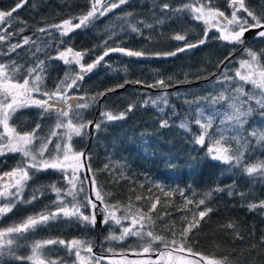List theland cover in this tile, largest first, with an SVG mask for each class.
Segmentation results:
<instances>
[{"label": "trees", "instance_id": "16d2710c", "mask_svg": "<svg viewBox=\"0 0 264 264\" xmlns=\"http://www.w3.org/2000/svg\"><path fill=\"white\" fill-rule=\"evenodd\" d=\"M163 2H170L176 7L182 0H128L120 8L93 21L87 27L76 29L67 37H60L53 29H49L50 35L39 33L37 29L79 16L88 10V0H27L23 7L13 13L8 31L15 35L0 42V53L7 52L10 44L22 43L26 36L31 37L35 44L24 45L9 55L0 54V62L15 60L27 68L33 66L37 58L44 60V87L51 90L63 78L68 66L58 59L49 60L48 57L56 56L57 51L65 47L87 51L89 54L84 57L85 63H92L102 53L105 40L108 41V47L120 46L144 52L146 55L140 58L111 53L80 82V88L74 95L91 98L95 94L107 93L83 111L85 121L102 122L103 111L119 114L125 112L129 104L135 106L124 119L103 122L98 131L94 128L91 142L87 129L83 137H76L74 148L83 150L90 157V176L94 174L101 190L110 194L106 195L109 204L119 203L123 206L131 198L132 203L147 211L159 197L157 208L151 214L156 234L171 239L169 227L174 225L176 238L179 239V231L186 226L187 221L194 217L199 219L200 210L211 208L212 211L200 220L199 226L188 237L194 251L210 257H227L229 264H264V244L261 243L264 238V209L249 208L251 204L264 201V177L248 176L241 167L209 159L207 147L194 143L195 135L200 131L198 126L190 123L192 131L179 127L182 120L194 121L196 101L200 102L201 107L207 105L206 113L212 110L205 98L209 93L218 95V78L247 58L246 49L258 54L264 53V38L257 36L244 48L218 39L219 33L211 30L206 42L196 48L178 52L175 56H156V53L175 51L184 45L183 41L171 39L176 33L186 35L190 43H198L204 38L205 25L202 22L195 21L187 14L165 18L157 7ZM245 2L258 16H264V0ZM16 3L17 0H0V10H11ZM215 4L226 15H230L229 0H215ZM129 13L130 16L127 15ZM159 19H163L164 23H158ZM140 21L152 24L153 27H144L139 24ZM130 25L141 27L143 35L132 32ZM110 34H115L111 40L108 39ZM61 39L63 44L59 43ZM36 47H41L43 51L33 56ZM161 80L165 86L157 85V81ZM137 81L140 83H136ZM118 85L123 87H117ZM224 88L229 87L224 86L219 91ZM245 88L250 89L251 86L245 85ZM109 89L115 91H108ZM179 91H188L189 94L177 97L175 94ZM163 93L168 98L163 111L151 103L144 106L145 100ZM253 107L256 110L247 117V122L241 129L246 137L252 131H264L262 110L254 103ZM173 111L176 115H173ZM40 114L39 108H22L13 116L11 123L18 131H30L39 124V135L44 137L54 127L55 118H41ZM162 120H167L169 126L161 127ZM216 126H220L219 117L216 118L214 128ZM234 134L225 132L229 136ZM249 138L252 139V144L245 152L247 162L254 164L264 161V144ZM206 142L211 146V140ZM232 147L235 149L237 145L233 143ZM22 159L19 154L0 156V175L10 171ZM105 164L109 165L112 174L103 170ZM84 174L86 175V171ZM52 183H65L61 173L53 170L38 172L28 181L25 196L28 197L38 187ZM85 188L90 192L89 184ZM181 191L183 196L180 195ZM168 192L172 194L166 195ZM136 195L146 199L137 202ZM54 199L55 194L46 191L34 204H18L0 220V228L39 213ZM186 199L193 203L185 207ZM200 199H205V204L197 209L196 204ZM102 209L103 206L100 207L101 211ZM84 211L87 213L89 210ZM228 223H232L235 228L225 227ZM113 232L119 234L118 228L111 224H102L99 228L84 226L74 220L50 221L35 232L27 233V239L21 240L19 247L13 245V248L16 255H27L33 241L47 239L89 241L97 253L101 251V245L104 248L111 247L116 252L138 248L136 238L106 241L105 237ZM235 233H239L242 239L237 238ZM46 255L49 253L46 252ZM57 255L66 257V252L62 247L50 246V256ZM0 264L21 262L6 252L0 256Z\"/></svg>", "mask_w": 264, "mask_h": 264}, {"label": "snow or ice", "instance_id": "6c2138e0", "mask_svg": "<svg viewBox=\"0 0 264 264\" xmlns=\"http://www.w3.org/2000/svg\"><path fill=\"white\" fill-rule=\"evenodd\" d=\"M128 0H88V10L77 17L65 19L59 24L49 25L37 29L39 33H49L53 29L59 33L60 37H67L76 29L85 28L93 21L107 16L115 9L126 4ZM27 0H17L15 7L11 10H0V42L6 41L10 36L15 35L8 31L11 27L10 21L19 8L23 7ZM230 15H226L216 7L215 0H182V3L173 7L170 2H163L157 7L165 18L172 16L179 17L187 14L195 21L205 25L204 38L198 43H190L187 36L176 33L171 39L183 41L184 45L175 51L167 53H156V56H175L178 52L193 49L200 44H204L208 39V32L215 29L219 33L220 40L231 44L242 45L245 43L243 37L250 29H260L257 36L264 38V16H258L251 10L245 0H229ZM131 15V13L127 14ZM158 23H164L159 19ZM139 24H143L140 21ZM144 27L152 28V24H143ZM131 31L143 35L142 28L137 25H130ZM23 31V29H21ZM110 34L108 39L111 40ZM35 44L31 37H23L22 43L10 44L8 51L0 53L9 55L24 45ZM60 44L64 41L61 39ZM50 46V45H49ZM104 50L96 56L92 63H85L84 57L87 51H77L72 47H65L58 50L56 56H49V60L58 59L68 66L62 79L55 83L51 90L44 87L45 61L36 59L33 66L24 68L15 60L8 63L0 62V156L8 154H19L22 156L17 165L10 171L0 175V220L8 213L12 212L18 204L30 205L40 200L46 191L55 194V199L50 204L45 205L39 213L28 215L20 222L13 223L5 228H0V256L12 255L13 259L21 264H229L227 257H210L200 252L194 251L189 243L188 237L194 228L200 224L205 216L212 211L205 208L199 211V219L195 217L187 221L185 227L179 231V239L176 238L175 226H170L169 231L172 238L158 235L154 232L155 221L152 213L156 210L159 197L151 203L147 211L137 207L132 203L131 198L126 205L109 204L106 194L98 185L95 175H85V171L91 173L92 169L83 150H77L73 146L74 137H83L90 127L97 131L101 129L103 122L121 120L131 112L135 105L129 104L125 112L115 114L111 111L101 113L102 122L85 121L83 111L98 102V99L107 95L106 92L93 95L91 98L86 95H74L80 88V82L85 76L105 60L111 53H120L127 57H144L142 51L131 50L125 47H108V41L103 43ZM41 47H36L33 56L41 52ZM247 58L239 62V67L233 75L227 71L218 78V83H227L229 88H224L216 96L205 98L212 111L206 113L207 105L201 107L196 101L197 109L194 121L182 120L179 124L181 129L192 131L190 123H194L200 129L195 135L194 143L207 147L209 159L219 163L236 165L243 168L248 176L259 175L264 177V161L249 164L245 157L254 138L256 142L264 144V131H252L246 137L241 133L249 117L256 109L253 103L258 106L264 115V53H256L251 49H246ZM227 59V58H226ZM73 66L75 68L73 69ZM136 83H140L137 81ZM157 85L165 86L164 81H157ZM245 85H250L246 89ZM154 85H149L153 87ZM117 87H123L118 85ZM108 91H115L109 89ZM162 101L167 105L165 96H157L155 99L149 98L144 101V106L151 103L158 106ZM186 103H192L187 102ZM36 107L41 110V118H55V124L47 136L39 135L40 125L30 131H18L11 121L16 112L22 108ZM223 109V111H221ZM160 108V111H163ZM173 115H176L173 111ZM219 117V125L216 118ZM168 121L162 120L161 127H168ZM225 132H234V135H225ZM207 140H211L208 146ZM235 143L237 147L233 149ZM241 149H244L243 151ZM53 170L61 173L64 184L52 183L34 189L28 197L25 196V189L28 181L33 179L38 172ZM104 171L112 170L105 164ZM5 178L7 180L5 181ZM91 185V191H86L85 185ZM141 187H143L141 185ZM150 191V190H149ZM171 192L166 195H171ZM231 194V193H230ZM183 196V192L180 193ZM146 197L135 196V201L139 202ZM192 200L186 199L185 207L192 204ZM205 204V199H200L196 204L199 209ZM103 206L102 211L100 206ZM250 210L256 208L264 209V201L249 205ZM88 209L86 213L84 210ZM101 215L100 223L114 225L118 228L119 234L110 233L105 237L106 241H125L129 238H136L138 248L127 251L116 252L113 248H104L101 245L99 253L94 252L91 242L72 239H47L33 241L30 246V253L27 255H16L13 245L20 246L21 240H26L27 233H33L39 227L46 226L50 221L68 220L75 221L84 226H97V216ZM162 219V217L160 218ZM187 220V218H184ZM225 227L234 229L232 223ZM237 238L242 239L239 233H235ZM261 243L264 244V238ZM51 247H62L66 252V257L50 256ZM46 252L49 255H46ZM130 255L135 258H130ZM153 255L156 259H153Z\"/></svg>", "mask_w": 264, "mask_h": 264}, {"label": "rangeland", "instance_id": "374dc122", "mask_svg": "<svg viewBox=\"0 0 264 264\" xmlns=\"http://www.w3.org/2000/svg\"><path fill=\"white\" fill-rule=\"evenodd\" d=\"M212 30H215V29H212ZM216 31V30H215ZM239 67V63L237 64V65H234V66H232L231 68H230V70L229 71H227V73L229 74V75H233L234 74V72H235V70L237 69ZM224 86H226V87H229V85L227 84V83H225L224 85H221L220 83H217L216 84V88L218 89V90H216L217 92H218V94L220 93V91L219 90H221V88L222 87H224ZM189 94V92L188 91H179V92H176V96L177 97H184V96H187ZM160 96H165L166 98H167V96L163 93L162 95H160ZM211 96H215V95H213L212 93H209V94H207V97L206 98H208V97H211ZM153 99H155V98H153ZM167 101H168V98H167ZM168 104V103H167ZM154 106V105H153ZM167 105H165L162 101H160V102H158V106H154V107H156V108H158V109H160V108H164V107H166ZM209 108L210 109H212V107L209 105ZM213 110V109H212ZM211 110V111H212ZM76 139V137H74V139H73V142H74V140ZM130 258H135V257H130ZM153 259H156V258H154V256L152 257Z\"/></svg>", "mask_w": 264, "mask_h": 264}, {"label": "water", "instance_id": "95a60500", "mask_svg": "<svg viewBox=\"0 0 264 264\" xmlns=\"http://www.w3.org/2000/svg\"><path fill=\"white\" fill-rule=\"evenodd\" d=\"M258 31H260V29H256V28H254V29H250L248 32L245 33V35H244V37H243V40L245 41V43L242 44L244 48L247 46V44H248L250 41H252V40L257 36V32H258ZM93 130H94L93 127H90V128H89V131H90L92 137H93ZM92 137H91V140H92ZM91 140H90V142H91ZM85 154H86V153H85ZM86 175H89V176H90V173L86 171ZM90 191H91V185H90ZM101 206H102V205H101ZM101 220H102V216H101V215H98V216H97V226H98L99 228L102 227V223H100Z\"/></svg>", "mask_w": 264, "mask_h": 264}, {"label": "flooded vegetation", "instance_id": "af4514ba", "mask_svg": "<svg viewBox=\"0 0 264 264\" xmlns=\"http://www.w3.org/2000/svg\"><path fill=\"white\" fill-rule=\"evenodd\" d=\"M7 180V178H5V181Z\"/></svg>", "mask_w": 264, "mask_h": 264}, {"label": "bare ground", "instance_id": "6f19581e", "mask_svg": "<svg viewBox=\"0 0 264 264\" xmlns=\"http://www.w3.org/2000/svg\"><path fill=\"white\" fill-rule=\"evenodd\" d=\"M256 37H257V36H256ZM256 37H255V38H256ZM255 38H254V39H255ZM254 39H253V40H254Z\"/></svg>", "mask_w": 264, "mask_h": 264}]
</instances>
